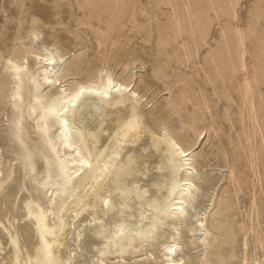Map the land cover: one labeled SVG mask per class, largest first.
I'll return each mask as SVG.
<instances>
[{"label": "bare ground", "instance_id": "1", "mask_svg": "<svg viewBox=\"0 0 264 264\" xmlns=\"http://www.w3.org/2000/svg\"><path fill=\"white\" fill-rule=\"evenodd\" d=\"M192 1L184 13L196 17L198 33L190 30L195 45L209 32V5H217V12L224 16H237L239 0ZM182 19L175 12L173 26L168 28L179 34L187 31ZM168 28L160 34L164 53L171 34ZM229 30L222 31L226 44L217 48V68L206 69L215 82L221 81L217 69L225 80L237 69L230 58ZM245 37L235 27L242 69L246 67ZM256 49L260 57L252 78L246 77L239 89L241 103L261 130L264 43ZM66 61L51 47L7 61L6 71L14 84L10 93L12 130L28 145L31 160L24 156L17 169L0 177V247L7 249L0 264H105L109 253L122 258L131 249V253L143 250L146 240L152 245L151 238L166 223L172 230L162 240L161 262L151 263L152 250L144 248L138 255L145 257L138 263L182 264L177 234L186 221L185 211L196 186L192 145L182 144L163 121L153 125L144 109L145 94L132 80L116 78L104 69L78 80L69 77ZM26 171L31 179L40 181L42 175L48 179L35 195L22 200ZM233 171L231 181L236 184L239 179ZM252 204L257 206L255 199ZM51 214L54 218L49 222ZM197 220L190 231H203L199 240L207 248L215 234L206 217ZM5 222L13 224V232H9L13 234L5 231L10 228ZM216 255L218 251L205 252L204 258L211 260Z\"/></svg>", "mask_w": 264, "mask_h": 264}, {"label": "rangeland", "instance_id": "2", "mask_svg": "<svg viewBox=\"0 0 264 264\" xmlns=\"http://www.w3.org/2000/svg\"><path fill=\"white\" fill-rule=\"evenodd\" d=\"M191 1L0 0V177L17 169L24 156L31 160L28 145L12 130L14 84L6 71L7 61L26 56L30 50L56 48L67 60L69 77L85 80L104 69L116 78L132 80L145 94L144 109L153 125L163 121L182 144L192 145L196 186L177 234L182 264H264V124L261 130L256 127L241 103L239 89L246 77L252 78L260 57L256 48L264 43V0H239L234 18L217 12V5H209V32L198 45L190 33L191 29L198 33L196 17L184 13ZM175 12L187 23V31L180 34L168 28L173 26ZM235 27L246 36L243 69L239 68ZM165 28L171 34L164 53L160 34ZM224 28L230 29V58L237 69L226 80L217 69V80L222 82H215L206 69L217 68L214 57L217 48L226 44ZM231 169L239 179L236 184L231 181ZM30 175L26 171L22 200L35 195L48 179L42 175L38 181ZM200 217H206L215 234L207 248L199 240L203 231H190ZM53 218L51 214L49 222ZM12 223L5 228L8 233L13 232ZM167 226L151 238L155 243L151 247L147 240L141 245V251L152 250L151 263L163 259L162 240L172 230ZM6 250L0 247V257ZM132 250L122 258L118 253L107 254L105 264L149 262L138 263L145 254ZM211 251L219 255L206 260L204 253Z\"/></svg>", "mask_w": 264, "mask_h": 264}]
</instances>
